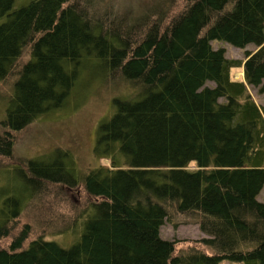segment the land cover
<instances>
[{
	"label": "trees",
	"instance_id": "obj_1",
	"mask_svg": "<svg viewBox=\"0 0 264 264\" xmlns=\"http://www.w3.org/2000/svg\"><path fill=\"white\" fill-rule=\"evenodd\" d=\"M15 1L0 0V82L14 79L1 152L12 132L65 104L86 59L139 92L115 99L97 128L95 154L111 166L85 175L91 200L73 225L93 213L80 241L38 237L23 248L20 236L0 249V264H264V104L248 91L264 93V0H182L172 15L176 0L141 14L102 0H33L11 12ZM215 40L256 49L229 59ZM65 155L27 161L28 196L79 182ZM10 201L18 207L8 198L3 209ZM174 210L205 234L198 248L176 253L162 238ZM8 233L0 223V240Z\"/></svg>",
	"mask_w": 264,
	"mask_h": 264
},
{
	"label": "rangeland",
	"instance_id": "obj_2",
	"mask_svg": "<svg viewBox=\"0 0 264 264\" xmlns=\"http://www.w3.org/2000/svg\"><path fill=\"white\" fill-rule=\"evenodd\" d=\"M31 1L33 0H16L11 12ZM102 1L122 14H141L162 6L165 0ZM181 6L182 0H176L171 15L178 12ZM212 46L224 49L227 58L240 60H245L248 52L256 49L253 44L242 49L219 40L213 41ZM84 65L65 104L39 116L22 130L12 132L13 141L9 154L0 151V211L2 209L7 215L6 221L0 219V223L9 227L8 235L0 240V249H10L20 236H24L23 248L38 237L54 241L63 248H70L80 241L85 223L92 216L93 207L73 225L76 214L84 213L87 202L91 200L83 186L85 175L98 167L111 166L109 159L99 158L95 154L97 128L101 122L110 120L116 113L115 99H136L139 90L121 79L112 78L111 73L96 59H86ZM231 76L234 80H243V69H232ZM13 80L10 78L0 82V137L8 130L3 122L14 93ZM208 85L213 87L214 83L208 82ZM248 91L257 104H264V93L259 88L249 85ZM6 149L7 146H4L3 150ZM58 149L66 154L63 161L67 171L79 182L73 186L63 182L48 183L43 193L28 196L26 180L22 176L26 171L27 161L46 160ZM6 198L18 201L19 214L16 217L12 213L18 207L13 201H10L9 209H3ZM257 199L264 203V187ZM161 236L163 239L176 241V253H180L192 247L198 248V241L205 234L198 224L186 221L174 210L161 227ZM220 264L240 263L223 261Z\"/></svg>",
	"mask_w": 264,
	"mask_h": 264
}]
</instances>
